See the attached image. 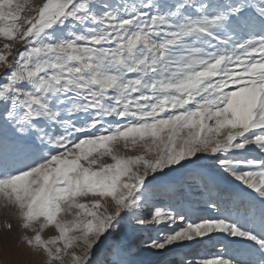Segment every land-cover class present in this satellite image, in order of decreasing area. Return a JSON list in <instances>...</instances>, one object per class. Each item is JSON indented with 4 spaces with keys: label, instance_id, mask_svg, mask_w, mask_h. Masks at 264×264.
Returning <instances> with one entry per match:
<instances>
[{
    "label": "snow or ice",
    "instance_id": "1",
    "mask_svg": "<svg viewBox=\"0 0 264 264\" xmlns=\"http://www.w3.org/2000/svg\"><path fill=\"white\" fill-rule=\"evenodd\" d=\"M0 38V198L43 264H264V4L0 0Z\"/></svg>",
    "mask_w": 264,
    "mask_h": 264
},
{
    "label": "rangeland",
    "instance_id": "2",
    "mask_svg": "<svg viewBox=\"0 0 264 264\" xmlns=\"http://www.w3.org/2000/svg\"><path fill=\"white\" fill-rule=\"evenodd\" d=\"M28 2L30 4H39L41 2V0H28ZM253 2L256 3L257 5L264 4V0H253ZM4 42L5 41L2 38H0V47H2ZM119 146H120V148H119ZM121 146L122 145H117L116 148H117L118 152L122 155H135L139 151V149H136L134 151H127L124 149L123 146L122 147ZM252 155H257V153L253 152ZM103 162L111 163L112 161L110 160L109 157L106 156L103 158ZM13 213H15L14 216L17 217L16 209L14 207L7 206L5 201L2 198H0V223H2V224H0V228H2V226H3V229L8 228V227H6V225H7L6 220H8ZM197 214L198 215H204L206 213H197ZM62 218L63 219H71V217H62ZM23 230H25V229H23ZM21 231H22V229L19 231V233H21ZM27 233L29 235H32V232L29 230ZM42 235H47L48 237H51V236L56 235V232H55V229L53 227L49 226L48 228H46L44 230ZM25 248H26L27 252L22 257V259L25 258V262L27 260H29V264H43L44 257L42 254L33 251L32 249H30L27 246ZM189 252L191 253V255L188 258H192V259H198L201 257L210 256L215 252L214 242L209 241L207 239H204L202 243H198V244L193 245V247L191 249H189ZM168 258L170 261L173 262V264H179L180 260L185 258V252H184V250H179L175 253H172ZM22 261L24 262V260H22ZM65 264H68L67 259L65 260Z\"/></svg>",
    "mask_w": 264,
    "mask_h": 264
},
{
    "label": "bare ground",
    "instance_id": "3",
    "mask_svg": "<svg viewBox=\"0 0 264 264\" xmlns=\"http://www.w3.org/2000/svg\"><path fill=\"white\" fill-rule=\"evenodd\" d=\"M14 214L15 213L6 220L7 225H11V227L3 229L2 226V228H0V264H29V260L25 262V258L22 259L27 251L25 248L26 245L20 240V237L22 235H31L27 233L28 230H23V228L20 227L19 219L14 216ZM21 229L22 231L19 233ZM43 237L45 239L49 238L47 235H43ZM216 250L217 248H215V251ZM22 260H24V262Z\"/></svg>",
    "mask_w": 264,
    "mask_h": 264
}]
</instances>
